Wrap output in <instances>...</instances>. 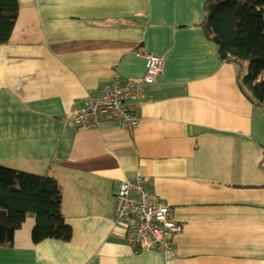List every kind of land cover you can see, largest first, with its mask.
I'll return each instance as SVG.
<instances>
[{"label": "crops", "instance_id": "1", "mask_svg": "<svg viewBox=\"0 0 264 264\" xmlns=\"http://www.w3.org/2000/svg\"><path fill=\"white\" fill-rule=\"evenodd\" d=\"M17 1L0 46V164L54 177L73 234L33 244L29 218L0 264H264V109L205 37L208 0ZM148 54L165 66L126 102L135 127L72 125L114 74L141 79ZM138 176L181 225L170 258L133 251L113 224L119 184Z\"/></svg>", "mask_w": 264, "mask_h": 264}, {"label": "trees", "instance_id": "2", "mask_svg": "<svg viewBox=\"0 0 264 264\" xmlns=\"http://www.w3.org/2000/svg\"><path fill=\"white\" fill-rule=\"evenodd\" d=\"M19 12L17 0H0V46L8 43ZM202 28L217 36L227 57L241 72L240 89L251 103L264 109V0H208ZM63 191L50 175L17 171L0 164V247L10 248L14 234L32 218L33 244L45 240L68 242L72 229L62 211Z\"/></svg>", "mask_w": 264, "mask_h": 264}, {"label": "built area", "instance_id": "3", "mask_svg": "<svg viewBox=\"0 0 264 264\" xmlns=\"http://www.w3.org/2000/svg\"><path fill=\"white\" fill-rule=\"evenodd\" d=\"M144 76L139 80H122L117 74L104 86L100 96L87 97L85 105L74 118L72 125L85 130L99 126L100 116L125 128L136 126L132 107L126 102L136 101L143 89L152 84L163 71L165 59L148 54ZM113 224L123 230L124 238L133 251H156L166 258L172 256L168 236L179 233L181 225L169 219V208L148 191L141 177L124 179L114 196Z\"/></svg>", "mask_w": 264, "mask_h": 264}, {"label": "water", "instance_id": "4", "mask_svg": "<svg viewBox=\"0 0 264 264\" xmlns=\"http://www.w3.org/2000/svg\"><path fill=\"white\" fill-rule=\"evenodd\" d=\"M212 40L218 45V51H219V55H220V57H221L222 59H226L227 54H226L225 51H224L222 41H221L217 36H214V37L212 38Z\"/></svg>", "mask_w": 264, "mask_h": 264}, {"label": "rangeland", "instance_id": "5", "mask_svg": "<svg viewBox=\"0 0 264 264\" xmlns=\"http://www.w3.org/2000/svg\"><path fill=\"white\" fill-rule=\"evenodd\" d=\"M245 72H246V69H245V66H243V68L241 69V72H240L241 73V78L243 77ZM260 79L264 80V72H263V74H261ZM263 112H264V110H263Z\"/></svg>", "mask_w": 264, "mask_h": 264}]
</instances>
